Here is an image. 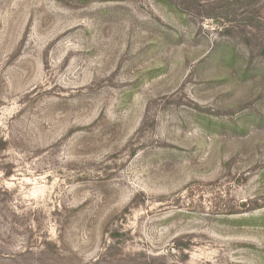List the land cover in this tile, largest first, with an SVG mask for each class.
<instances>
[{"label": "rangeland", "instance_id": "374dc122", "mask_svg": "<svg viewBox=\"0 0 264 264\" xmlns=\"http://www.w3.org/2000/svg\"><path fill=\"white\" fill-rule=\"evenodd\" d=\"M0 264H264V0H0Z\"/></svg>", "mask_w": 264, "mask_h": 264}, {"label": "trees", "instance_id": "16d2710c", "mask_svg": "<svg viewBox=\"0 0 264 264\" xmlns=\"http://www.w3.org/2000/svg\"><path fill=\"white\" fill-rule=\"evenodd\" d=\"M208 17L210 18V17H213V16H211V15H208Z\"/></svg>", "mask_w": 264, "mask_h": 264}]
</instances>
